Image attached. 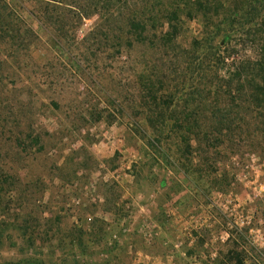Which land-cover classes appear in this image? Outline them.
Listing matches in <instances>:
<instances>
[{"label":"rangeland","instance_id":"374dc122","mask_svg":"<svg viewBox=\"0 0 264 264\" xmlns=\"http://www.w3.org/2000/svg\"><path fill=\"white\" fill-rule=\"evenodd\" d=\"M57 1L73 0L13 2L27 23L40 30L42 39L33 41L28 37L25 45H18L31 46V52L22 49L15 62L4 65L8 87L5 90L0 86L4 104L1 111L11 116L7 122L8 136L0 137V164L19 169L18 185L28 197L24 205H18L7 202L0 194V264L33 254L48 260L61 239L64 243L54 255L71 253L69 238L63 237L71 236L73 225L85 231L86 256L76 255L77 258L93 263L110 260L111 264H190L195 258L205 264L202 254L214 251L217 255L213 264H235L236 252L242 253L240 246L229 239L214 237L223 231L216 220L225 225L226 218L213 201L218 193L233 190L241 203L248 204L252 186L239 183L234 174L250 163L254 155L257 163L252 170L254 173L258 170L259 181H264V145L250 146L246 134L230 137L226 149L216 155V172L218 176L226 175L228 183L217 185L206 174L202 175V142L201 151L195 150L202 134L191 139L193 150L187 151L173 126L176 119L179 122L187 113L202 127L204 84L224 82L234 65L259 58L264 43V0L246 3L241 0L236 13L226 21H223L225 7L218 13L207 11L209 16L217 17L207 23L205 30L202 10H194L193 18L182 14L175 46L157 55L150 46L135 44L133 48L123 46L119 57L117 53L110 56L115 49L100 45L101 59L97 63L88 59L100 90L92 78L88 80L68 70L53 77L56 74L53 62H58L57 54L62 55V50L50 48L52 43L27 10L45 20L40 10L49 4L54 5L50 8H56ZM248 2L256 4L251 6ZM95 19L83 21L76 30L75 41L92 28ZM47 25L51 26L49 29L56 28L52 23L46 22ZM0 42L3 44L1 38ZM5 42L12 46L11 42ZM77 45L69 46L78 56L82 48L78 50ZM9 55H14V49ZM78 61L86 64L85 60ZM146 62L158 65L154 75L166 84L164 88L158 87L156 81L155 95L167 87L173 95L168 108L153 102L151 90L134 88L136 70ZM132 96L136 103L130 101ZM111 97L116 104L123 105L122 110L115 105L112 115L104 112L103 118L94 121L90 111L95 107L102 110ZM52 99L59 102V108L51 103ZM158 111L163 112V118ZM20 117L23 122L34 123L44 151L19 153L11 136L18 132ZM77 125L81 126V134L74 129ZM252 136L264 139L260 133ZM80 146L85 148L87 167L67 179L72 167L57 169V166L70 149ZM252 174L250 170L251 178ZM39 188L43 192L38 193L37 210L41 212L34 209L29 198ZM249 206L255 216H263L264 205L259 199ZM39 216L36 225L35 218ZM25 219L29 229L24 227ZM31 230L37 231L33 234L35 243L28 239ZM229 249L234 250L232 260L226 257Z\"/></svg>","mask_w":264,"mask_h":264},{"label":"trees","instance_id":"16d2710c","mask_svg":"<svg viewBox=\"0 0 264 264\" xmlns=\"http://www.w3.org/2000/svg\"><path fill=\"white\" fill-rule=\"evenodd\" d=\"M13 2L14 0L12 2L3 0L0 3V38L3 42V44L0 42V86L5 90L8 87L7 79L9 76L3 73L6 69L4 65L15 62L16 56L23 51L22 49H27L25 53L31 52L29 51L31 46L19 48L18 45H25L23 43L28 37L33 41H41L42 39L40 30L34 29L27 23L22 15L16 11ZM243 2L246 3L247 1L243 0ZM240 3L241 0H77V2L73 0L72 2L57 1L54 3L57 9L50 8L51 4L43 7L40 11L44 14L45 20L37 18L33 10H27V13L38 20L42 33L53 45H50V48L58 47L62 50V55L57 54V63L60 66L53 62L55 64L54 72L56 73L53 77L56 75L60 77L68 70L69 72L81 74L88 80L92 78L93 83L100 90L101 86L98 78L96 76L93 78V68L90 66L91 60H88L92 58L97 63L101 59L99 57L103 50L98 49L100 45L111 46L116 50H113L109 54L110 56L117 53V57H119L125 45L133 48L135 44L148 45L152 53L157 55L161 51L163 53L167 48L175 46L174 43L180 29L182 14L188 18H193L194 10H202L205 30V27L208 26L207 23L217 17L209 16L210 14H207V11L211 10L212 13H218L220 8L225 7L226 14L223 21H226L228 17L236 13L235 11L239 8ZM248 3L251 6L256 4ZM92 17H96L92 28L75 41L77 39L76 30L84 20ZM46 22L52 23L56 28L49 29L48 27L51 26H46ZM5 41L7 43L11 42L10 45L12 46H8ZM70 43L78 44V50L82 48V53L78 54L79 58L77 54L72 52L73 49L70 48ZM11 49H14V55L10 56ZM260 51L261 55L254 62H239L234 65L232 74L228 76L229 78H223L224 82L222 80L209 86L204 84L205 86L202 87V127L195 124L193 121L195 118L192 114L187 113H184L179 122L176 119V124L173 126L178 131L180 140L185 142L187 151L193 150L191 139L198 137L199 133L202 134L200 137L202 141H197L198 146L195 147V150L201 151L202 148V175L206 174L210 177L213 184L228 183L226 175L218 176L216 172L218 158L216 155L220 156V153L226 149L227 140L230 137L235 134H246L248 137L247 143L250 146L257 144L261 148L264 145V139L251 138L253 134L258 135V133H260L261 138H264V43ZM143 57L146 58V54H143ZM78 59H82L83 62L85 60L86 64H80ZM27 64L26 62L25 65ZM43 67L45 68V64ZM157 67L158 65L155 62L153 64L146 62L136 70L134 88L151 90L150 98L153 102L168 108L173 101V95L168 91L169 88L161 90L158 95H155L153 91L157 88L156 81L159 82L158 87L164 88L166 85L159 77H155L154 73H156L155 69ZM49 76L51 77V75ZM203 78L202 74V81ZM38 79H40V74ZM50 82L53 84L51 78ZM221 88H225V90H221ZM110 99L109 105L102 110L95 107L93 111H90V116H93L94 121L103 118L104 112H107V115H112L115 105H118V109L122 110L123 105L119 102V104H116L115 99L112 97ZM130 101L136 103L133 96ZM51 103L57 108L60 107L59 102L55 99H52ZM3 105L0 96V137L8 136L10 126L7 122L11 117L10 114L1 111ZM158 114L162 118L164 117L163 112L158 111ZM18 119V132H13L14 136L11 137H14V144L19 153L35 154L36 151H44L41 134L35 129L34 123H30V121L23 122L21 117ZM71 125L73 126L72 123ZM74 129L81 134L80 125H77ZM201 142L202 147L199 148ZM34 147H37V150H33L34 152L29 151ZM84 150L83 146L70 149L63 161L57 166V169L65 166L72 167V171L66 174L67 179L75 177L79 170L87 167L88 158L87 155L85 156ZM88 157L90 158V156ZM12 169V166L9 168L6 163L0 164V194L7 202L11 201L16 202L18 205L20 203L24 205L25 199L28 197L18 185L19 169ZM34 183L36 186L38 185L36 180ZM40 191L39 188L37 192L31 193L29 197L35 210L40 207L38 203V193ZM39 218L40 216L35 218L37 220L36 225H39ZM24 223V227L29 229L26 219ZM55 225H57V222ZM73 227L70 230L71 236L63 237L64 239L69 238L71 253L62 252L58 256L54 255L64 243L61 239L50 254L53 256L50 258L51 260H47L39 254H33L21 260L5 264H111L110 260H104L103 263H93L89 260L77 258V256H86L87 250L84 248L85 231L82 228H76L75 225ZM31 232L32 234H29L28 239L31 243H35L33 234L37 231L31 230ZM73 247L76 248V251L72 250ZM226 255L229 260H232L235 257L234 250L229 249ZM242 258L243 254L236 252L235 264H241Z\"/></svg>","mask_w":264,"mask_h":264},{"label":"built area","instance_id":"2783aa9c","mask_svg":"<svg viewBox=\"0 0 264 264\" xmlns=\"http://www.w3.org/2000/svg\"><path fill=\"white\" fill-rule=\"evenodd\" d=\"M251 156V162L241 167L240 171L234 174L235 179L239 183L252 186V195L248 204L241 203L235 197L233 190L227 194L218 193L217 198L213 201L216 208L225 216V225L216 220L222 227L223 231L216 234L214 237H219L220 240L234 241L240 246L243 254L241 264H264V213L263 216H255L252 208L249 206L255 199H259L264 205V181H259L257 175L258 170L254 171L256 158ZM253 172V178L250 175ZM264 211V209H263ZM217 252H209L206 255L202 254V259H206L205 264H213ZM202 260V264H204ZM190 264H201L195 258Z\"/></svg>","mask_w":264,"mask_h":264}]
</instances>
